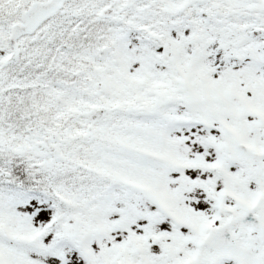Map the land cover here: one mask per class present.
I'll use <instances>...</instances> for the list:
<instances>
[{
    "label": "snow or ice",
    "instance_id": "snow-or-ice-1",
    "mask_svg": "<svg viewBox=\"0 0 264 264\" xmlns=\"http://www.w3.org/2000/svg\"><path fill=\"white\" fill-rule=\"evenodd\" d=\"M0 264H264V0H0Z\"/></svg>",
    "mask_w": 264,
    "mask_h": 264
}]
</instances>
